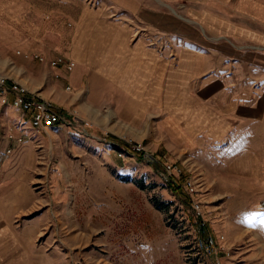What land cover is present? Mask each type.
<instances>
[{
  "label": "rangeland",
  "instance_id": "1",
  "mask_svg": "<svg viewBox=\"0 0 264 264\" xmlns=\"http://www.w3.org/2000/svg\"><path fill=\"white\" fill-rule=\"evenodd\" d=\"M193 3L41 0L40 20L35 23L28 13L27 22L39 29L35 45L52 53L38 55L42 62L50 66L61 57L54 68H66L68 60L76 64L104 51L105 60L122 68L129 101H138L132 90L137 59L130 63L127 53L121 58L113 49L107 52L106 39L93 36L90 44V34L100 29L128 27L129 47L140 42L175 68L181 50L219 48L229 55L182 92L180 84L169 88L162 80L142 104L128 103L119 90L99 98L102 84L94 90L97 98L84 99L93 107L84 103L87 75L78 102L70 101L75 91L44 98L9 77L0 43V79L48 102L71 123L32 128L11 105L12 95L2 103L0 91V264H264V43L212 37L191 17ZM84 10L89 20L101 21L84 25ZM228 14L240 30L248 27L241 14ZM75 27L74 61L65 53L66 34ZM11 29L18 33V26ZM67 75L72 86V72ZM206 77L220 88L204 91ZM181 93L186 96L176 100ZM192 102L207 104L220 124L227 121L223 137L193 130L197 124L186 122L194 117L185 108ZM210 240L212 254L200 248Z\"/></svg>",
  "mask_w": 264,
  "mask_h": 264
},
{
  "label": "crops",
  "instance_id": "2",
  "mask_svg": "<svg viewBox=\"0 0 264 264\" xmlns=\"http://www.w3.org/2000/svg\"><path fill=\"white\" fill-rule=\"evenodd\" d=\"M192 1L196 3H193V7L189 9L191 17H193L203 30L212 37L214 36L217 38H223V40H228L227 38L229 37L238 36L255 43H264V0H240L237 3H232V0H214L211 3H203L200 0ZM84 11H86L88 15L84 19V25L87 21L95 22L98 20V23L101 21L99 18H95V16L93 18L91 17L89 20L91 15L90 12L87 10ZM84 11L81 13V16H78L77 24H75L76 27L78 26V23H81L80 20H82V14ZM29 12L33 13V17L31 18H33L35 23L39 21L42 16L41 0L33 3L28 2L27 0H0V43L5 45L7 62L4 70L7 71L10 78L32 91H38L40 96L44 98H62V94H71L75 91L72 93L70 99L71 103L78 102L82 96L80 92L84 89L82 87L84 75L88 76L85 78L88 94L85 95L86 97H83V102L86 104L90 105L91 103L84 101L85 98L89 100V102L90 100L97 98L93 93L96 86L98 88V85L100 86L101 84L103 85L102 90L100 91L101 93L97 94L99 98L103 97L102 93L111 90L124 92L122 88H127V86L124 85L125 75L121 70L122 68L119 67L118 69L115 67L114 62L105 60L109 58L108 56H103L104 51L97 55L96 50L93 51L90 54V57L92 58L91 60H88L85 57L80 59V61L74 60L72 48L75 42L76 27L73 31L66 34L67 42H69L70 46L65 54L76 62V64L73 62L76 66H74L71 71H67L63 66L59 68H51L48 64L44 62L40 63L33 59L34 57L43 54L45 57H51L52 53L35 45V43L39 41V29L37 27L38 25L35 23L32 24L27 22ZM229 12L239 13L250 20L246 23L248 27L241 30L240 28H237L231 22L230 15L228 14ZM17 26L19 28L18 33L11 29ZM256 30H259L260 32ZM237 33L240 35H237ZM86 35L87 32H84L82 36L83 38L81 39V42L85 47L88 46L84 43ZM90 35V44L94 37H99V42L106 39L108 41L102 42H105L107 52L108 50L113 49L114 52L120 53L117 55L121 58L125 57V54L127 53L125 58L128 59L130 63L134 62L129 59H137L132 68V90L137 93L138 101H129L127 94L124 92L128 103L134 104H142L140 101L145 96L147 99H151L153 97L154 86H160L162 80H167L166 82L169 84V88L174 85L175 81L177 84H180L179 87L182 92L185 88L187 89L192 78L208 75L212 71V67L216 64L219 57L221 58L224 54L227 57L229 56L226 53H223L219 48H212L205 52L181 50L179 52L178 65L175 68L165 59L162 61L156 60L154 51L145 48L140 42L129 47L128 27H109L105 28V31L100 29L98 34ZM113 38H116L115 45H112L111 48H109L112 44ZM77 48L78 47L76 46V49ZM128 53H131V55H128ZM70 72H72V86L68 84L69 76L67 73ZM103 72L105 73L102 74ZM186 73L190 74L189 79H186V77H188ZM211 78L212 77H206L204 79V85H208L202 87V89L204 88V91H214L220 88L218 86L219 83ZM62 79L66 82L64 87L60 84V80ZM66 86L69 87L68 92L65 90ZM185 96L181 93L180 97L175 98L176 100H179L183 99ZM63 98V101L67 102L68 98L65 99L64 96ZM194 101L195 100H193V102ZM193 102L190 106L185 108L190 109L187 112V115L189 117H194V119H187L186 122H195L197 125L192 126L193 130L202 131V133L207 132L206 135L208 137H223L227 130V121L223 120L224 125L220 124L218 121V117H220L219 114L208 107L207 104L200 102L201 104H199V107H194L195 105H193ZM91 106L93 107L92 104Z\"/></svg>",
  "mask_w": 264,
  "mask_h": 264
},
{
  "label": "built area",
  "instance_id": "3",
  "mask_svg": "<svg viewBox=\"0 0 264 264\" xmlns=\"http://www.w3.org/2000/svg\"><path fill=\"white\" fill-rule=\"evenodd\" d=\"M36 58L42 62L45 57L36 56ZM61 62L62 58L60 57L56 60L49 61V64L54 68ZM74 66L75 64L69 61L66 70L71 71ZM67 90H69V87ZM0 91L2 103H6L8 95H12L11 105L28 115L27 121L32 128L44 131L53 127L68 126L71 124L69 122L70 118L62 115L59 110L54 108L48 102L31 96L23 88L15 85L9 86L2 79H0ZM72 121L75 123L78 122L77 116H72ZM200 248L208 254H212L214 250L213 241H204L200 244Z\"/></svg>",
  "mask_w": 264,
  "mask_h": 264
},
{
  "label": "trees",
  "instance_id": "4",
  "mask_svg": "<svg viewBox=\"0 0 264 264\" xmlns=\"http://www.w3.org/2000/svg\"><path fill=\"white\" fill-rule=\"evenodd\" d=\"M26 116H27V118H28V115L26 114ZM110 138V137H109ZM114 140H116L117 142H118V139H115V138H113ZM173 191H177L176 189H174ZM159 209H161V208H159Z\"/></svg>",
  "mask_w": 264,
  "mask_h": 264
}]
</instances>
